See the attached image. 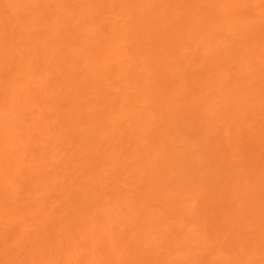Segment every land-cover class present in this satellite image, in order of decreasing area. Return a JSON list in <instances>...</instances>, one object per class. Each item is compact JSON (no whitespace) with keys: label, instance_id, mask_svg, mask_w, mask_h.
<instances>
[{"label":"bare ground","instance_id":"6f19581e","mask_svg":"<svg viewBox=\"0 0 264 264\" xmlns=\"http://www.w3.org/2000/svg\"><path fill=\"white\" fill-rule=\"evenodd\" d=\"M0 264H264V0H0Z\"/></svg>","mask_w":264,"mask_h":264}]
</instances>
